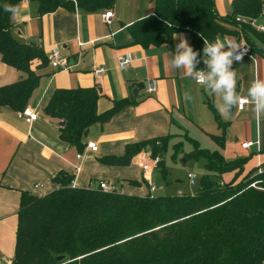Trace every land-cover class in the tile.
<instances>
[{
    "label": "trees",
    "instance_id": "obj_1",
    "mask_svg": "<svg viewBox=\"0 0 264 264\" xmlns=\"http://www.w3.org/2000/svg\"><path fill=\"white\" fill-rule=\"evenodd\" d=\"M30 1L37 3L39 15H43L75 6L87 12L108 10L115 0ZM19 2L0 0V59L25 74L0 87V106L14 111L25 108L39 83L31 69L33 62L48 64L40 46L21 43L10 33L13 13L5 5L16 8ZM153 2L154 13L128 27L133 44L170 48L173 36L188 30L202 49V37L214 42L232 36L249 44L253 56L264 59V33L249 24L262 15L263 0H232L230 13L223 17L214 0ZM238 17L243 21L237 22ZM99 96L97 87L56 89L43 109L45 115L65 122L60 139L77 151L84 148L83 138L92 125L107 122L133 104L129 99L117 100L98 113ZM212 110L216 114L213 106ZM216 119L220 124L217 115ZM170 139L128 144L122 156L100 161L129 166L138 154L150 152L160 158L159 169ZM211 139L223 148V136ZM187 141L192 149L185 160L204 161L205 174L194 195L137 196L77 188L66 174L54 177L58 188L44 196L22 192L11 264H264V170L244 173L248 157L226 161L219 150L200 147L193 139ZM232 172L231 181H220L222 175Z\"/></svg>",
    "mask_w": 264,
    "mask_h": 264
},
{
    "label": "crops",
    "instance_id": "obj_2",
    "mask_svg": "<svg viewBox=\"0 0 264 264\" xmlns=\"http://www.w3.org/2000/svg\"><path fill=\"white\" fill-rule=\"evenodd\" d=\"M151 2L115 0L108 10L87 12L75 6L73 10L58 8L43 15H39L36 2L20 0L16 6L17 12L11 17L13 38L40 46L46 58L50 49L57 48L67 68L55 69L49 62L43 66L39 61L31 65L39 76L25 106L38 114L33 123H25L17 118V111L0 106V264H11L13 258L21 193L44 196L58 188L53 178L59 174L71 177L72 186L77 188L95 189L104 181L115 190L119 186L120 193L150 195L139 167V154L129 166H110L100 161L108 156H122L128 144L186 136L200 147L219 150L226 161L248 157L244 173L264 170V114L256 116L254 103L248 97L252 82L264 80V59L254 55L234 64L236 92L247 98L249 104L242 110L234 106L232 112L222 117L217 110L223 106L222 95L195 84L184 69L170 64L180 42L177 36H182L199 53L197 58L208 71L205 62L208 58L191 31L175 34L170 48L166 45L143 48L132 43L128 27L154 13ZM231 2L214 0L219 16L230 13ZM107 11L113 13L109 25L102 20ZM257 24H264V10ZM219 38L232 44L237 41L232 36ZM124 56L130 58V65L119 70L118 61ZM98 67H105V72L97 77L94 70ZM23 77L25 74L0 59V87ZM151 81L156 84V92L146 94ZM91 87L99 89L98 113L110 109L117 100L129 99L133 104L122 108L107 122L92 125L83 138L84 148L77 151L60 139L62 120L45 115L43 109L56 89ZM221 125H225L224 129ZM211 136H223V148ZM87 142H94L97 150L87 149ZM244 142L254 145L244 150L241 148ZM233 178V172L227 173L220 181L229 182Z\"/></svg>",
    "mask_w": 264,
    "mask_h": 264
},
{
    "label": "clouds",
    "instance_id": "obj_3",
    "mask_svg": "<svg viewBox=\"0 0 264 264\" xmlns=\"http://www.w3.org/2000/svg\"><path fill=\"white\" fill-rule=\"evenodd\" d=\"M5 10L16 14L17 9L5 5ZM180 42L175 47V54L170 61L172 67L184 69L185 74L200 85H205L213 93H220L223 106L217 108L222 117H225L234 106L241 102L247 103L236 92V72L232 70L234 60L242 61L243 53H238V47L231 42H223L217 38L209 42L202 37L204 42L203 54L208 58L205 62L208 71H195L198 52L194 51L186 38L177 36ZM227 49V50H225ZM248 97L254 103V112L257 117L264 114V80H254L248 89Z\"/></svg>",
    "mask_w": 264,
    "mask_h": 264
},
{
    "label": "built area",
    "instance_id": "obj_4",
    "mask_svg": "<svg viewBox=\"0 0 264 264\" xmlns=\"http://www.w3.org/2000/svg\"><path fill=\"white\" fill-rule=\"evenodd\" d=\"M112 17H113V13L111 11H107L102 15V20L105 24L109 25L111 23ZM236 21L241 22L243 21V19L238 17L236 18ZM249 24L252 25L258 32L264 33V24H260V25L257 24V19L250 21ZM234 44L239 48L238 53H243V59L247 57H253V55L251 54L250 45L247 44L244 40L241 39L239 41H235ZM47 59H48L49 64L55 69H66L67 68V63L65 60L61 59L57 48L50 49L47 55ZM234 63H238V62L234 60L233 64ZM196 64H197V68L195 69V71H206L205 67L201 65V61L199 58L196 59ZM129 65H130V58L128 56H124L118 61L119 70H124ZM104 72H105V67H98V68H95L94 70V74L97 77L102 75ZM195 84L200 85L197 82H195ZM154 92H156V84L154 81H151L147 85L146 94H152ZM243 100H246L248 102L247 103L241 102L239 106H236L237 110H242L244 109L246 105L249 104V100L247 98H243ZM16 116L17 118L23 120L27 124L33 123L38 118L37 112H35L29 107H25L23 110L17 111ZM253 145H254L253 142H244L241 144V148L244 150H247ZM86 148L93 152L97 150V146L94 142H87ZM138 158H139V167L142 171V177L148 185L149 193H152L156 190V188L151 182V175H152L153 170L159 164L160 158L158 156L153 157L150 154V152H141ZM194 178H195L194 175H190V174L188 175V182L190 186L194 185L195 183ZM252 186H254V184H252ZM97 189H101L104 192L115 191V188L113 186H111L110 184L104 181H101L98 183Z\"/></svg>",
    "mask_w": 264,
    "mask_h": 264
},
{
    "label": "rangeland",
    "instance_id": "obj_5",
    "mask_svg": "<svg viewBox=\"0 0 264 264\" xmlns=\"http://www.w3.org/2000/svg\"><path fill=\"white\" fill-rule=\"evenodd\" d=\"M151 3L154 5V2ZM168 144L169 147L163 159V167L155 169L152 172L151 182L156 190L150 193V195H194L199 189L202 176L205 174L204 161L202 159L185 160V154L192 149L186 136L174 139L171 138ZM174 145H176L175 148H173ZM163 174H165V178ZM189 174L195 177V183L192 186H190L188 182ZM117 190L119 191V186Z\"/></svg>",
    "mask_w": 264,
    "mask_h": 264
},
{
    "label": "water",
    "instance_id": "obj_6",
    "mask_svg": "<svg viewBox=\"0 0 264 264\" xmlns=\"http://www.w3.org/2000/svg\"><path fill=\"white\" fill-rule=\"evenodd\" d=\"M59 124H60L61 126H64L65 122H64V121H61ZM60 259H62V257H60Z\"/></svg>",
    "mask_w": 264,
    "mask_h": 264
}]
</instances>
